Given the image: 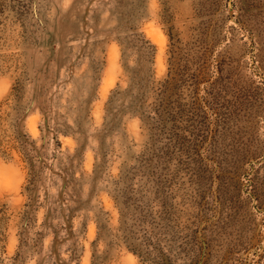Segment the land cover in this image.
<instances>
[{"label":"rangeland","instance_id":"1","mask_svg":"<svg viewBox=\"0 0 264 264\" xmlns=\"http://www.w3.org/2000/svg\"><path fill=\"white\" fill-rule=\"evenodd\" d=\"M134 260L264 264V0H0V264Z\"/></svg>","mask_w":264,"mask_h":264},{"label":"clouds","instance_id":"2","mask_svg":"<svg viewBox=\"0 0 264 264\" xmlns=\"http://www.w3.org/2000/svg\"><path fill=\"white\" fill-rule=\"evenodd\" d=\"M132 255H134V254H132ZM133 264H136L135 260L133 261Z\"/></svg>","mask_w":264,"mask_h":264}]
</instances>
